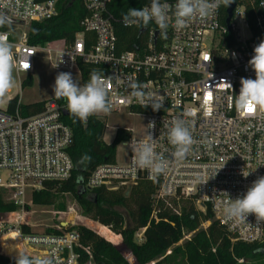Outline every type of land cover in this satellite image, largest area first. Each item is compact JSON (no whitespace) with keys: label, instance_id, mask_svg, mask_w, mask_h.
Masks as SVG:
<instances>
[{"label":"built area","instance_id":"obj_1","mask_svg":"<svg viewBox=\"0 0 264 264\" xmlns=\"http://www.w3.org/2000/svg\"><path fill=\"white\" fill-rule=\"evenodd\" d=\"M112 1L83 0L87 12L81 23L83 32L76 34L72 44L57 41L46 47L32 46L27 34L14 42L6 33L14 46V72L21 83L23 76L34 74L40 54L47 53L58 72L79 71L81 63L107 78L112 103L108 116L126 114L145 122L142 136L128 129L129 141L144 139L145 126L149 121L156 122L155 129L148 131L156 139V153L167 162L164 173L152 177L148 170L135 168L128 141L123 160L115 157L113 162L97 167L88 178L87 189L104 188L129 195L148 183L155 188L151 220L156 223L162 213L182 219L193 210L199 216L213 217L202 222L199 230L207 231L215 221L233 244L264 243V221H257L254 214H249L246 221H230L223 213L229 199L242 196L257 178L264 176V107L240 108L236 104L241 78L255 79L248 61L254 47L264 40V0H231L236 6L229 24L226 20L231 3H221L206 19L193 18L181 30L175 28L172 19L166 38L160 36L154 22L146 28L128 26L140 39V46L131 51L119 45L110 11ZM176 2L162 1L173 9ZM147 6L150 3L144 7ZM0 8L7 10L13 24L21 26L59 15L55 0H20V5L16 0H0ZM27 63L28 69L24 67ZM133 82L143 84L154 100L163 102V107L155 112L151 106L141 107L131 96ZM65 111L66 106L56 100L48 102L45 111L36 116H23L19 108L14 112L0 110V190L8 192L9 201L19 209L14 214H25L32 192L42 190L48 183L66 181L74 173L70 155L74 135L64 121ZM176 118L189 123L196 141L184 160L171 155L173 148L167 140V128ZM82 222L76 207L68 209L67 220L52 227L53 232L35 233V227L23 220L0 222V241L15 233L23 254L29 257L49 259L52 264H81L82 252L92 258L77 231ZM23 225L32 233L24 234ZM147 229L148 226L136 234L140 242ZM192 235L184 234L182 241L190 240ZM1 248L0 243L1 255L15 258Z\"/></svg>","mask_w":264,"mask_h":264},{"label":"trees","instance_id":"obj_2","mask_svg":"<svg viewBox=\"0 0 264 264\" xmlns=\"http://www.w3.org/2000/svg\"><path fill=\"white\" fill-rule=\"evenodd\" d=\"M55 1L59 10L56 18L28 26L30 45L46 47L57 41L72 44L76 34L83 32L81 23L87 15L83 0ZM150 2L151 0L112 1L110 11L122 50L131 51L140 46L138 35L125 27L123 15L130 8L142 9ZM15 30L16 24H12L10 30L7 27L0 28V31L11 34V40L14 42ZM78 66L84 85L89 81L93 69L81 63ZM33 83V77L28 76L22 83V89L32 86ZM19 101V96L10 100L8 111L14 112L19 108L21 114L26 117L42 114L48 103L19 105ZM56 101L61 103L65 100ZM64 121L71 127L74 135L70 149L75 166L74 173L66 181L48 183L42 190L32 192L31 201L36 208H49L55 205L59 196L72 194L79 204L86 207L87 216L93 222L87 221V225L82 224L77 231L81 236L82 246L91 250L92 258L82 252L81 264H240L241 260L245 261L244 264H264V243L233 244L224 229L215 221H212L207 231L199 230L202 222L212 220L213 217L209 214L199 216L191 210L182 219L162 213L158 223L151 220L152 196L155 193L151 184L143 183L129 195L122 192L112 193L104 188L87 189L91 173L100 165L113 162L118 147L129 141L131 133L128 129H118L113 143L107 144L104 141L107 123L100 117L90 116L85 123L68 114ZM86 155L91 159L84 160ZM121 208L127 211L128 222L119 211ZM18 211L12 202L5 200L4 193L0 190V221L11 222L14 213ZM26 212H31L29 207ZM29 218V214H26L27 222ZM147 226L144 240L139 242L136 234ZM21 229L26 235L32 233L31 228L26 225L21 226ZM184 234L193 235L190 240L185 241L183 247H177L184 239ZM17 242L12 236L0 241L3 251L13 257L22 253L17 248ZM0 264H15V258L0 254Z\"/></svg>","mask_w":264,"mask_h":264},{"label":"clouds","instance_id":"obj_3","mask_svg":"<svg viewBox=\"0 0 264 264\" xmlns=\"http://www.w3.org/2000/svg\"><path fill=\"white\" fill-rule=\"evenodd\" d=\"M16 3L20 5V0H16ZM221 3L228 6L231 0H177L174 9L161 0H151L150 6L142 9L130 8L123 15V23L126 27L135 25L146 28L150 22H154L160 30V36L166 38L170 20L174 19L175 28L181 30L186 28L193 18H208L218 10ZM12 24V17L7 14V10L0 8V28L7 27L10 30ZM13 47L7 34L0 33V98L5 97L16 86ZM27 65L28 69L30 65L29 63ZM248 65L254 71L255 79L241 78L236 104L240 108L250 105L264 107V40L254 47ZM57 66L56 64L54 67ZM106 79L101 72L94 69L89 81L81 85L70 72H59L52 86L53 93L57 99L66 101V110L71 116L86 123L90 116L109 114L112 110ZM130 88L131 96L141 107L151 106L154 112L163 107V102L154 100L151 93L145 91L143 84L133 82ZM155 126L154 120L149 121L145 126L147 129L145 138L139 141L131 140L127 144L133 154L132 163L135 168L148 170L152 177L164 173L167 168L166 160L155 151L156 139L152 132L148 131L154 130ZM167 140L173 148L171 155L177 160L186 159L196 143L189 123L182 118H176L167 128ZM83 159L90 160L91 157L86 155ZM223 213L230 221H246L249 214H254L257 221H264V176L257 178L242 196L229 199ZM15 264H52V261L41 257L30 258L18 253Z\"/></svg>","mask_w":264,"mask_h":264},{"label":"rangeland","instance_id":"obj_4","mask_svg":"<svg viewBox=\"0 0 264 264\" xmlns=\"http://www.w3.org/2000/svg\"><path fill=\"white\" fill-rule=\"evenodd\" d=\"M28 33V26L16 25V30L14 32V38L20 41L24 34ZM50 56L47 53L40 54L36 61V69L32 75L34 83L30 87L22 89V83L20 82L17 74L14 72V78L16 81V86L3 98H0V110L5 111L8 109L9 101L19 96L22 103L25 105L40 103V102H50L55 101L57 98L54 96L52 86L55 83V77L59 73L53 69L51 64ZM70 72L76 81L82 84L81 76L78 70L74 71H62ZM26 79V76L22 77V82ZM62 105L66 106V101L61 102ZM107 123V129L104 136V141L107 144L113 143L118 129H129L133 131L135 136H142L144 130V121L139 118H130L126 114L120 115H109L108 114H97ZM114 130V131H113ZM121 144L116 152V158L119 161L123 160V156L127 153V147ZM7 175H3L5 178ZM6 201H9V193L2 191ZM28 207L30 208V213L25 211V214H29L28 223L33 225V232L44 233L50 231L52 227L59 225L60 223H65L67 220V212L70 207H76L82 217V223L93 222L91 218L88 217L86 213V207L79 204L72 194H64L56 199L55 205L49 208H36L33 206L31 201V194L28 197ZM121 213L124 214L127 222L129 221L128 213L124 208L119 209ZM87 225V224H86ZM82 226V225H80ZM139 241V239L137 238ZM140 242V241H139ZM185 240L182 241L177 247H183ZM3 249V248H1ZM172 253V252H171ZM253 264V263H252Z\"/></svg>","mask_w":264,"mask_h":264},{"label":"bare ground","instance_id":"obj_5","mask_svg":"<svg viewBox=\"0 0 264 264\" xmlns=\"http://www.w3.org/2000/svg\"><path fill=\"white\" fill-rule=\"evenodd\" d=\"M72 218H74V217L72 216ZM21 220L27 222V221H26V214H22V213H17V214H15L13 220H12L11 222H9V223H18V222H20ZM0 222H1V221H0ZM9 236L15 237V238L18 240L17 235H16L15 233H11V234L8 235L7 237H9ZM17 248H18L22 253L25 252L24 250H22V248H21V243H20L19 240H18V242H17Z\"/></svg>","mask_w":264,"mask_h":264},{"label":"water","instance_id":"obj_6","mask_svg":"<svg viewBox=\"0 0 264 264\" xmlns=\"http://www.w3.org/2000/svg\"><path fill=\"white\" fill-rule=\"evenodd\" d=\"M235 3H231L230 4V6H229V8H228V10H227V15H228V17H227V20H226V24H229L230 23V21H231V19H232V15H233V10H234V8H235ZM143 33V31L141 32V34ZM68 112L67 111H65L64 112V115L65 116H68Z\"/></svg>","mask_w":264,"mask_h":264},{"label":"snow or ice","instance_id":"obj_7","mask_svg":"<svg viewBox=\"0 0 264 264\" xmlns=\"http://www.w3.org/2000/svg\"><path fill=\"white\" fill-rule=\"evenodd\" d=\"M24 67H25V68H27V67H28V65H27V64H25V65H24Z\"/></svg>","mask_w":264,"mask_h":264}]
</instances>
